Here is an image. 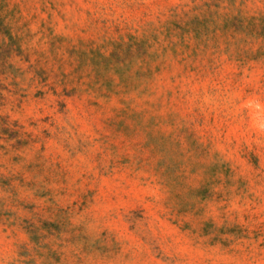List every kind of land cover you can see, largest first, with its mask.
Returning a JSON list of instances; mask_svg holds the SVG:
<instances>
[{"label":"rangeland","instance_id":"374dc122","mask_svg":"<svg viewBox=\"0 0 264 264\" xmlns=\"http://www.w3.org/2000/svg\"><path fill=\"white\" fill-rule=\"evenodd\" d=\"M0 264H264V0H0Z\"/></svg>","mask_w":264,"mask_h":264}]
</instances>
